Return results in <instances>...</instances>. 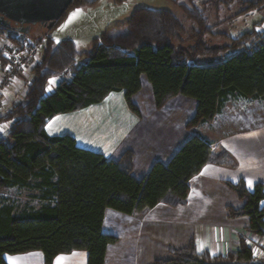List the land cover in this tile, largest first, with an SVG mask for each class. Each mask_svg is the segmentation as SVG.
Masks as SVG:
<instances>
[{"label":"trees","instance_id":"1","mask_svg":"<svg viewBox=\"0 0 264 264\" xmlns=\"http://www.w3.org/2000/svg\"><path fill=\"white\" fill-rule=\"evenodd\" d=\"M171 1L194 24L191 30L172 11L138 8L123 23L108 27L93 40L90 49L80 53L72 39L60 43L50 39L49 32L60 20L51 30L45 28L49 37L40 62L31 72L33 78L25 98L0 118V125L13 123L7 138L0 139V264H7L5 254L36 251L43 254L45 264L77 251L88 253L87 264H105L108 246L118 243L117 237L102 231L108 209L143 216L160 203L183 206L190 181L207 164L234 166L226 152L216 155L209 141L194 136L168 163H155L138 180L132 174V153L112 161L79 147L71 135L52 137L46 132L54 117L99 104L113 92L124 91L129 107L139 113L133 98L142 89L143 76L152 87L157 109L177 96L197 102L189 128L214 121L230 98L264 100V32L254 28L228 39L223 46L209 47L205 42L216 35L205 9L211 5L217 11L231 10L235 3L245 2ZM96 2L74 0L69 9ZM247 4L234 17L250 11L264 12V0ZM14 32L0 24V37H11ZM189 33V40L196 43L185 50L183 37ZM231 52L235 54L218 65L187 63L199 55ZM79 56L87 61L77 66L71 79L62 80L48 94V82L76 67ZM227 184L245 202L239 210L229 208V217L249 218V232L264 238V184L258 183L252 191L243 180ZM14 190L19 195L23 190L38 192V205H24L11 198ZM170 254V259L154 264L263 263L245 239H241L238 251L226 256L200 253L194 242Z\"/></svg>","mask_w":264,"mask_h":264},{"label":"crops","instance_id":"2","mask_svg":"<svg viewBox=\"0 0 264 264\" xmlns=\"http://www.w3.org/2000/svg\"><path fill=\"white\" fill-rule=\"evenodd\" d=\"M262 13L261 23L264 22ZM222 23H215L216 30ZM216 30V35L209 37L211 40L231 39ZM6 38L1 36L0 41ZM227 54L224 61L235 53ZM86 61L87 58L79 56L76 67L52 78L50 81L54 83L48 82L47 93H53L62 80L71 79L77 66ZM193 61L189 60L188 65H196ZM3 66L1 64L0 68ZM32 78L29 73L28 78L20 77L9 87L5 94L8 106L0 110V118L24 100L25 89ZM133 103L139 113L129 107L124 91L113 92L99 104L54 117L48 122L46 132L52 137L71 135L79 147L100 153L112 161H118L126 152L132 153V174L138 180L144 178L155 163H168L194 136L209 141L214 154L226 152L234 166L207 164L190 181V193L183 206L174 208L160 203L143 216L108 209L102 231L117 237L118 243L108 246L105 264H154L157 260L170 259L172 250L187 248L192 242L200 253L226 256L240 249L241 239H245L248 245L255 243L254 255L261 261L264 238L249 232V218L229 217V208L239 210L245 202L227 183L236 184L243 180L251 191L258 183L264 184V100L230 98L214 121L189 128L197 102L177 96L157 109L152 87L143 76L142 89L134 96ZM2 124L9 126L3 136L7 138L13 123ZM39 195L35 191L23 190L20 196H9L23 199L24 205L36 206ZM4 258L7 264H45L43 254L38 251L5 254ZM87 260V252L77 251L56 257L53 264H87Z\"/></svg>","mask_w":264,"mask_h":264},{"label":"rangeland","instance_id":"3","mask_svg":"<svg viewBox=\"0 0 264 264\" xmlns=\"http://www.w3.org/2000/svg\"><path fill=\"white\" fill-rule=\"evenodd\" d=\"M242 1L245 2V4L235 3L231 7V10L221 8L219 11H217L211 5L205 9L210 26L213 25L217 27L215 23L220 21L223 22L217 30L216 28L214 29V32L216 30L217 32L224 33L231 38H237L244 33L252 31L255 26L261 23L263 13L259 11H250L240 16L234 17L242 8H245L248 5L247 2L250 0ZM182 2L186 3L185 0H182ZM138 8L172 11L183 21L188 30H191L190 27H193L194 25L190 20L187 19L182 10L178 8L171 0H97L96 3L89 6L73 7L69 9L60 19L58 24L50 31V39L54 43H60L63 40L72 39L76 43L78 51H80V53L85 52L90 49L93 40L100 37V35L108 27L123 23L131 16L133 11ZM77 9L81 10L80 15L76 16L71 21V23H66L69 21L70 15L76 12ZM263 25L264 22L261 23L260 26L258 25V29ZM257 31L259 33L263 32H260L259 30ZM45 34H47V30L40 25H37L32 27L30 37L36 39ZM190 38L191 33L183 37V49L187 50L191 46L195 45L196 42L194 40L190 41ZM205 42L207 46L213 47L223 46L229 41L224 39L214 41L207 37ZM175 45L178 46V43H175ZM227 55V53H223L218 56L199 55L194 59L193 62L198 66H214L222 63ZM25 81L27 82V79ZM25 81L23 80V82ZM23 85H25V83ZM10 86H8L6 91H4L5 93L3 97V103L0 110L5 106H8L5 94L7 90H9ZM10 195L20 196L15 190L12 191ZM18 202L23 204V199H18Z\"/></svg>","mask_w":264,"mask_h":264},{"label":"built area","instance_id":"4","mask_svg":"<svg viewBox=\"0 0 264 264\" xmlns=\"http://www.w3.org/2000/svg\"><path fill=\"white\" fill-rule=\"evenodd\" d=\"M258 30L264 32V25ZM48 37V34H45L33 39L30 35L14 32L13 36L1 41L0 65L4 64V66L0 68V108L6 88L16 84L20 77L28 78L29 73L40 62V54ZM27 90L28 87L25 89V93H27ZM0 127L3 128V131H0L1 139L9 129V126L2 124ZM251 245L254 250L256 248L255 243ZM261 257V261L264 263V253Z\"/></svg>","mask_w":264,"mask_h":264},{"label":"water","instance_id":"5","mask_svg":"<svg viewBox=\"0 0 264 264\" xmlns=\"http://www.w3.org/2000/svg\"><path fill=\"white\" fill-rule=\"evenodd\" d=\"M73 2L74 0H0V24L24 35H30L32 27L37 25L51 30Z\"/></svg>","mask_w":264,"mask_h":264},{"label":"snow or ice","instance_id":"6","mask_svg":"<svg viewBox=\"0 0 264 264\" xmlns=\"http://www.w3.org/2000/svg\"><path fill=\"white\" fill-rule=\"evenodd\" d=\"M80 13H81V10L77 9L76 12H74V13H72V14L70 15V17H69V21L66 22V23H71V21H72L76 16L80 15ZM62 27H63V26H62ZM49 83H50V84H51V83H54V81H50ZM0 131H3V128H2V127H0ZM249 186H251V181H249ZM58 259H62V258H58Z\"/></svg>","mask_w":264,"mask_h":264}]
</instances>
